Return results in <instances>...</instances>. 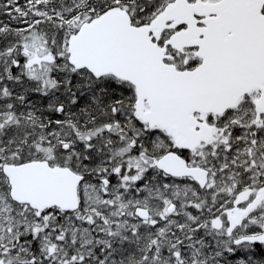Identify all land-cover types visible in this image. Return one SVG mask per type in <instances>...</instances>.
Wrapping results in <instances>:
<instances>
[{"label":"snow or ice","instance_id":"obj_1","mask_svg":"<svg viewBox=\"0 0 264 264\" xmlns=\"http://www.w3.org/2000/svg\"><path fill=\"white\" fill-rule=\"evenodd\" d=\"M0 264H264V0H0Z\"/></svg>","mask_w":264,"mask_h":264}]
</instances>
